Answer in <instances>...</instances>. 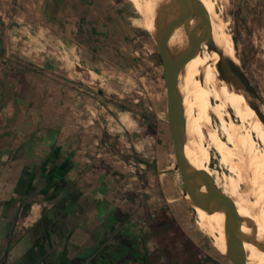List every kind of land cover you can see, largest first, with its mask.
I'll use <instances>...</instances> for the list:
<instances>
[{"label":"crops","instance_id":"obj_1","mask_svg":"<svg viewBox=\"0 0 264 264\" xmlns=\"http://www.w3.org/2000/svg\"><path fill=\"white\" fill-rule=\"evenodd\" d=\"M42 4L0 0V264H93L114 235L143 237L152 264H169L121 194L97 98L66 66V17L58 32Z\"/></svg>","mask_w":264,"mask_h":264},{"label":"rangeland","instance_id":"obj_2","mask_svg":"<svg viewBox=\"0 0 264 264\" xmlns=\"http://www.w3.org/2000/svg\"><path fill=\"white\" fill-rule=\"evenodd\" d=\"M43 2L44 13H58V32L65 31V17V26L71 28L72 37L66 41L73 50L66 56V66L82 92L97 98L105 141L113 144L114 159H118L114 170L120 174L121 194L128 197L134 218L147 227L145 237L151 247L166 255L169 264H233L200 227L195 209L184 197L167 123L162 65L144 16L131 0ZM214 4L227 22L237 66L255 95L240 86L226 62L222 63L224 78L219 77L244 92L264 113V0H214ZM134 9L136 21L128 18ZM212 122L217 123L214 116ZM125 155L133 157L134 163L127 162ZM209 166L223 190L222 174L228 172L214 150ZM162 209L172 217L166 228L161 226L166 219Z\"/></svg>","mask_w":264,"mask_h":264},{"label":"bare ground","instance_id":"obj_3","mask_svg":"<svg viewBox=\"0 0 264 264\" xmlns=\"http://www.w3.org/2000/svg\"><path fill=\"white\" fill-rule=\"evenodd\" d=\"M131 1L146 19L153 36L177 11L176 0ZM199 1L205 9L216 50H209L203 43L177 73L175 90L183 110L184 156L188 166L205 172L217 186L209 166L210 151L217 153L220 165L228 172L222 174L221 191L239 217L243 259L247 264H264V124L247 96L219 77L216 64L220 59L237 64L239 58L227 22L217 12L214 0ZM197 21L198 17H191L187 27L182 23L171 31L167 42L170 58L189 49L188 31ZM201 31L199 28L197 34ZM213 116L216 124L212 122ZM184 197L195 209L200 227L210 233L216 248L224 253L223 211L213 205L209 210L201 208L187 194Z\"/></svg>","mask_w":264,"mask_h":264},{"label":"water","instance_id":"obj_4","mask_svg":"<svg viewBox=\"0 0 264 264\" xmlns=\"http://www.w3.org/2000/svg\"><path fill=\"white\" fill-rule=\"evenodd\" d=\"M177 11L164 25L158 29V34L154 36L160 57L163 81L166 89V112L167 123L169 126L176 169L183 179V192L187 194L192 203L209 210V206H216L224 213L225 228V257L233 264H247L244 261L243 239L238 231L239 217L232 204L225 194L215 185L213 179L201 170L191 168L187 165L183 151V110L181 98L175 90L176 78L179 69L189 60L193 54L199 49L203 43L209 50H216L210 38V25L205 12L199 0H176ZM191 17H198L190 31H188V39L190 43L189 49L180 53L174 58H170L167 53V42L171 31L182 23L187 27V22ZM199 28L201 33L197 34ZM2 41L0 40V50L2 49ZM226 62L242 88L255 95V89L252 87L247 76L237 64L227 58L220 59L217 64V70L221 78H224L222 63ZM244 93V92H243ZM245 94V93H244ZM251 108L264 124V113L260 107L252 101H249ZM202 187L204 189H202Z\"/></svg>","mask_w":264,"mask_h":264},{"label":"flooded vegetation","instance_id":"obj_5","mask_svg":"<svg viewBox=\"0 0 264 264\" xmlns=\"http://www.w3.org/2000/svg\"><path fill=\"white\" fill-rule=\"evenodd\" d=\"M103 249L96 254L93 264H152V255L146 251L143 237L114 235Z\"/></svg>","mask_w":264,"mask_h":264},{"label":"trees","instance_id":"obj_6","mask_svg":"<svg viewBox=\"0 0 264 264\" xmlns=\"http://www.w3.org/2000/svg\"><path fill=\"white\" fill-rule=\"evenodd\" d=\"M162 211L164 213L163 215L166 216V219H165V222L161 223V226L162 227L164 226L166 228L170 224L169 222H171L172 217L169 214V212L167 211V209H162Z\"/></svg>","mask_w":264,"mask_h":264}]
</instances>
